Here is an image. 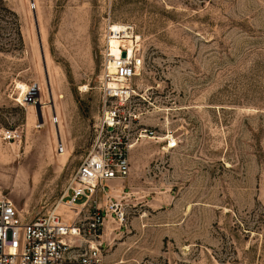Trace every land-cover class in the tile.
I'll use <instances>...</instances> for the list:
<instances>
[{"label":"rangeland","instance_id":"rangeland-1","mask_svg":"<svg viewBox=\"0 0 264 264\" xmlns=\"http://www.w3.org/2000/svg\"><path fill=\"white\" fill-rule=\"evenodd\" d=\"M4 2L21 40L0 8V192L27 218L72 215L60 198L116 108L129 172L95 195L106 264H264V0ZM113 24L141 58L124 105L102 102Z\"/></svg>","mask_w":264,"mask_h":264},{"label":"built area","instance_id":"built-area-1","mask_svg":"<svg viewBox=\"0 0 264 264\" xmlns=\"http://www.w3.org/2000/svg\"><path fill=\"white\" fill-rule=\"evenodd\" d=\"M119 48L121 52L125 50V56L112 55L107 43L105 78L110 76L113 81L104 82V105L111 99L120 105L130 100L129 81L141 65V58L133 51L128 54L124 43H120ZM110 60L115 65L113 73L109 72ZM36 87L31 84L22 100L35 101ZM51 121L58 122L57 114L51 117ZM123 122L125 116L118 109L103 107L94 123L95 136L90 150L81 159L60 198L63 201L66 197L64 204L72 209V215L66 216L55 208L27 218L10 196L0 192V264H106L101 251L102 240L99 239L104 215L96 204L95 195L105 189L104 182L124 177L129 172L130 144L127 137L122 138L116 130ZM19 135L15 129L4 132V138L8 140L19 138ZM167 145L174 147L177 141L170 137ZM63 150L61 140L56 144V152Z\"/></svg>","mask_w":264,"mask_h":264},{"label":"bare ground","instance_id":"bare-ground-1","mask_svg":"<svg viewBox=\"0 0 264 264\" xmlns=\"http://www.w3.org/2000/svg\"><path fill=\"white\" fill-rule=\"evenodd\" d=\"M110 29H111L112 35H110V37L108 38V46L110 48L112 55L119 56L121 54V50L119 48V44L121 41L120 37H129V34H128V32H126V29H127L126 27L118 25V24L111 25ZM131 51H132L131 47L128 46V52H129L128 54H131ZM108 67H109V72L113 73L115 70V65H114V62L112 60L109 61ZM111 84L114 86V82H111ZM16 87L19 88L18 98H17L18 100H22L24 98V95L26 93H28V91L31 89L30 86L25 84V83H17ZM37 89H39V88L36 87V90ZM40 121H41V119H40ZM42 124H39V125H42ZM166 137H169V136H165V137H162L160 139H163ZM131 146H132V144H131Z\"/></svg>","mask_w":264,"mask_h":264},{"label":"water","instance_id":"water-1","mask_svg":"<svg viewBox=\"0 0 264 264\" xmlns=\"http://www.w3.org/2000/svg\"><path fill=\"white\" fill-rule=\"evenodd\" d=\"M33 19H34V23H35L37 40H38V44H39V49H40L42 61H43V66H44V70H45V74H46V80H47V82H49L48 76H47L46 64H45L44 51H43V46H42V38H41V34H40V30H39V26H38V21H37V16H36L35 11H33ZM125 54H126V52H125V50H123L121 52V55L122 56H125ZM35 109H36V112H37L38 117L41 119V104L39 102H36L35 103Z\"/></svg>","mask_w":264,"mask_h":264},{"label":"trees","instance_id":"trees-1","mask_svg":"<svg viewBox=\"0 0 264 264\" xmlns=\"http://www.w3.org/2000/svg\"><path fill=\"white\" fill-rule=\"evenodd\" d=\"M0 8H1V9H4V10H7V11H9L10 13L13 14V16H14V23H15L16 26H17V33H18V36H19L18 39L21 40V35H20V25H19V21H18V15H17V13H16L14 10H12L11 8H9V7L5 4L4 0H0Z\"/></svg>","mask_w":264,"mask_h":264}]
</instances>
